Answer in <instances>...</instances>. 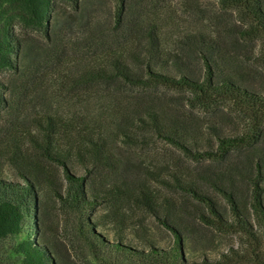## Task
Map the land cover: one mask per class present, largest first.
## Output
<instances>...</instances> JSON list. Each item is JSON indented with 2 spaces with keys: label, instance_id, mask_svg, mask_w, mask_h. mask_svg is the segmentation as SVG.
Instances as JSON below:
<instances>
[{
  "label": "rangeland",
  "instance_id": "1",
  "mask_svg": "<svg viewBox=\"0 0 264 264\" xmlns=\"http://www.w3.org/2000/svg\"><path fill=\"white\" fill-rule=\"evenodd\" d=\"M81 3L78 12L58 4L50 39L30 35L18 69L2 77L8 104L0 113V178L36 185L24 229L0 239V264H25L37 248L49 254L46 264H176L152 254L172 248L176 236L185 264H264L263 235L254 233L255 243L244 231L203 220L216 216L196 196H207L228 222L232 197L257 224L251 204L257 193L264 207V118L185 87L91 85L83 77L96 58L130 49L150 54L151 75L201 82L208 65L214 83L230 79L261 93L264 37L250 10L226 0H127L117 28L113 0ZM260 6L264 12V0ZM143 30L157 34L152 47ZM132 67L144 73L143 65ZM108 92L123 100H100ZM153 111L194 150L216 148L220 136L259 137L220 159L195 161L155 134L123 135L135 136V118ZM68 148L81 151L63 156L85 179V212L47 156Z\"/></svg>",
  "mask_w": 264,
  "mask_h": 264
},
{
  "label": "trees",
  "instance_id": "2",
  "mask_svg": "<svg viewBox=\"0 0 264 264\" xmlns=\"http://www.w3.org/2000/svg\"><path fill=\"white\" fill-rule=\"evenodd\" d=\"M115 3L113 19L118 27L123 24V15L126 9L127 0H113ZM231 3L247 7L257 24L258 32L264 37V12L260 6V0H226ZM66 5L71 11L78 12L81 7V0H0V113L7 107L8 100L6 97L7 86L4 84L2 77L9 71L18 69L19 59L24 49V43L30 35H38L45 39H50V20L52 13L58 4ZM143 40L149 46L156 44L157 34L152 30L144 33ZM204 42V41H203ZM202 42V43H203ZM264 61V48L260 55ZM150 54L145 56L138 55L136 52L125 49L124 51H112L101 58H96L94 64L83 75L86 83L95 85L100 82L121 81L134 87L146 88L151 83H161L166 86L176 88L185 87L186 89L203 96L204 99H212L214 97L224 98L240 108L251 113L254 119L264 118V89L261 93H256L242 84H233L229 79L214 83L212 80V72L210 66L207 65V72L204 80L194 82L184 77L171 78L163 74L150 73L151 64ZM132 64L143 65L144 73H138L132 67ZM146 75V76H145ZM150 76V77H149ZM100 100H109V105H114L117 100H123L122 97L113 92H108ZM119 114L121 108L118 110ZM123 114V109L121 115ZM134 128V135L124 133L128 139L141 138L146 134H155L157 137L170 142L179 147L186 155L195 160L220 159L224 157L230 150L238 149L257 140L259 134L246 133L241 135H232L228 137L220 136L217 139L216 148L210 147L206 150H194L182 136H178L176 132L166 130L162 119L156 112H147L144 117L137 116ZM53 142V141H52ZM61 147V146H60ZM48 149V148H47ZM63 149L61 155L51 156L47 152V156L51 161L57 163L62 170L63 177L73 191L75 203L85 212L90 209L91 201L86 198L83 192L84 177H77L70 172L63 154L78 155L81 153L79 148ZM49 150V149H48ZM75 151V152H74ZM35 181L32 178H25L23 182L7 181L0 178V239L10 235L18 234L24 229L26 222L27 210L31 203L35 202L34 187ZM200 199L216 219L210 220L202 217L203 220L213 225H218L220 229L236 228L246 232L248 235L254 236L259 232L264 238V207L261 204L260 195L253 194L251 209L254 212L256 223L253 217L242 212L239 206L229 197L231 205L232 221L228 222L215 208L212 201L204 195L197 194ZM30 215V214H28ZM34 215H30L31 218ZM259 227V228H258ZM35 232L34 230H29ZM255 238V239H254ZM255 243L261 241L259 237H253ZM264 240V239H263ZM139 253L140 252H136ZM153 255L162 259H170L176 264H185L182 253V241L176 236L172 248L169 250H153ZM49 254L42 248H37L34 253L29 252L25 258V264H46L50 260Z\"/></svg>",
  "mask_w": 264,
  "mask_h": 264
}]
</instances>
